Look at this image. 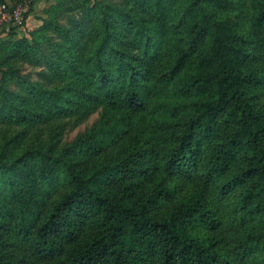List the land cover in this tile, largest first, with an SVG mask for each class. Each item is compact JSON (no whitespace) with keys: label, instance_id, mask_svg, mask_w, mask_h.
I'll return each instance as SVG.
<instances>
[{"label":"trees","instance_id":"trees-1","mask_svg":"<svg viewBox=\"0 0 264 264\" xmlns=\"http://www.w3.org/2000/svg\"><path fill=\"white\" fill-rule=\"evenodd\" d=\"M6 52L0 264H264V0H58Z\"/></svg>","mask_w":264,"mask_h":264},{"label":"rangeland","instance_id":"rangeland-1","mask_svg":"<svg viewBox=\"0 0 264 264\" xmlns=\"http://www.w3.org/2000/svg\"><path fill=\"white\" fill-rule=\"evenodd\" d=\"M10 1H15V0H10ZM57 4H58V0H37L34 2L31 14L29 15L25 25L16 32H11L6 35L4 34L3 36L0 37V62L1 59L7 53L6 52L7 43L17 42L24 38L31 39V33L42 27L44 20L47 19V10L56 6ZM24 71H25L24 73H32L34 79H37L35 72L38 71V69H34L30 66H26ZM98 119H99L98 113L93 114L86 123H84L74 131L67 134L65 140L72 141L79 133L84 132L87 128H91L98 121ZM36 264H45V263L37 262Z\"/></svg>","mask_w":264,"mask_h":264},{"label":"built area","instance_id":"built-area-1","mask_svg":"<svg viewBox=\"0 0 264 264\" xmlns=\"http://www.w3.org/2000/svg\"><path fill=\"white\" fill-rule=\"evenodd\" d=\"M31 11V0L0 1V37L21 29Z\"/></svg>","mask_w":264,"mask_h":264}]
</instances>
